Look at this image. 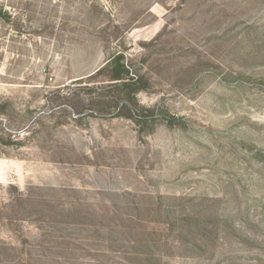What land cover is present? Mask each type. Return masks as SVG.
<instances>
[{
  "label": "rangeland",
  "instance_id": "rangeland-1",
  "mask_svg": "<svg viewBox=\"0 0 264 264\" xmlns=\"http://www.w3.org/2000/svg\"><path fill=\"white\" fill-rule=\"evenodd\" d=\"M7 6L0 264H264V0ZM121 53L150 81L154 128L62 103L36 123L58 106L42 86Z\"/></svg>",
  "mask_w": 264,
  "mask_h": 264
},
{
  "label": "trees",
  "instance_id": "trees-1",
  "mask_svg": "<svg viewBox=\"0 0 264 264\" xmlns=\"http://www.w3.org/2000/svg\"><path fill=\"white\" fill-rule=\"evenodd\" d=\"M41 89L43 102L48 105L57 103L58 106L34 117L36 123H44L47 116L55 117L62 103L72 111L75 122L85 116L121 118L134 123L140 133L156 125L154 110L145 107L139 100L140 94L151 89L150 81L137 66L129 63L123 53L111 57L95 72L77 78L55 91H44L43 86ZM33 114L30 111L28 116L31 118ZM172 120L167 121L169 126H172ZM25 135L28 138L30 131H26L22 138L16 136L15 142L22 144Z\"/></svg>",
  "mask_w": 264,
  "mask_h": 264
},
{
  "label": "built area",
  "instance_id": "built-area-1",
  "mask_svg": "<svg viewBox=\"0 0 264 264\" xmlns=\"http://www.w3.org/2000/svg\"><path fill=\"white\" fill-rule=\"evenodd\" d=\"M13 0H0V6L2 7H8L7 5L11 3ZM95 3H97L100 7L105 8L108 10L111 7L112 0H91Z\"/></svg>",
  "mask_w": 264,
  "mask_h": 264
},
{
  "label": "bare ground",
  "instance_id": "bare-ground-1",
  "mask_svg": "<svg viewBox=\"0 0 264 264\" xmlns=\"http://www.w3.org/2000/svg\"><path fill=\"white\" fill-rule=\"evenodd\" d=\"M1 171H2V170H0V174H1Z\"/></svg>",
  "mask_w": 264,
  "mask_h": 264
}]
</instances>
